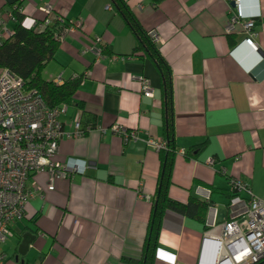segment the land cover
<instances>
[{"label":"crops","instance_id":"crops-1","mask_svg":"<svg viewBox=\"0 0 264 264\" xmlns=\"http://www.w3.org/2000/svg\"><path fill=\"white\" fill-rule=\"evenodd\" d=\"M15 1L0 0V15H9ZM22 1L27 27L38 25L47 5L73 24L42 76L82 77L73 97L81 105L67 106L60 117L67 134L57 158L87 167L56 180L52 191L46 190L45 173L35 175L25 222L14 223L0 244L3 263L135 264L160 169L158 150L147 143L148 138L163 141L158 73L146 57L128 55L136 52L137 39L109 0ZM127 2L141 26L156 37L172 70L178 152L169 197L185 202L189 194L205 199L208 193L210 228L230 218V178L242 180L252 196L264 199V0H240L241 16L233 0ZM248 21L251 28L245 26ZM12 26L9 18L0 24V39ZM249 36L257 50L245 42ZM101 45L110 54L104 49L98 55ZM139 76L150 81L151 95L143 91ZM87 115L95 117V127L81 136L70 134L75 120L83 126ZM114 125L135 132L136 138L121 137ZM202 142L198 153L194 148ZM188 149L198 156L185 158ZM27 232L34 237L20 254ZM205 232L197 222L165 212L154 264H199Z\"/></svg>","mask_w":264,"mask_h":264},{"label":"built area","instance_id":"built-area-1","mask_svg":"<svg viewBox=\"0 0 264 264\" xmlns=\"http://www.w3.org/2000/svg\"><path fill=\"white\" fill-rule=\"evenodd\" d=\"M233 1L241 16L240 0ZM42 9L48 12L53 8L47 5ZM7 18L10 15L6 14L5 18L0 15V24ZM234 22L235 17L231 24ZM245 26L251 28L252 22H246ZM245 42L257 50L250 36ZM138 79L143 91L151 95L148 78ZM53 81L62 83V76H56ZM66 110L67 105L49 107L35 90L24 89L19 77L0 68V244L12 234L14 223L25 222L36 174L47 175L46 190L52 191L56 180L86 170L87 165L57 158L59 143L67 134L60 120ZM80 123L75 120L70 134L84 135ZM112 129L123 138H136L135 132L121 126L114 125ZM147 143L156 149L163 145L150 138ZM206 163L210 165L213 160L209 158ZM31 179L34 181L30 185ZM229 182V189L237 192L228 201L230 218L212 222L203 234L200 262L205 258L208 264H253L264 257V199L252 196L249 187L238 178H230ZM242 194L247 195L242 197ZM208 198L207 193L205 199ZM3 258L0 254V264H4Z\"/></svg>","mask_w":264,"mask_h":264},{"label":"trees","instance_id":"trees-1","mask_svg":"<svg viewBox=\"0 0 264 264\" xmlns=\"http://www.w3.org/2000/svg\"><path fill=\"white\" fill-rule=\"evenodd\" d=\"M161 0H151L157 5ZM112 5L124 18L132 34L137 39L134 47L136 52L129 53L133 56L136 53L146 57L155 67L162 91L164 127L163 145L158 150L160 169L156 183L155 193L151 199V211L147 223V232L144 238L142 254L135 264H154L158 249L159 233L162 227V219L167 211L174 212L186 219L193 220L200 224L203 230H208L206 224V212L211 206V198L203 199L195 195L188 196L185 202H180L169 197V188L172 184V170L178 148L175 142L173 125V88L172 70L159 50V44L150 31L145 30L137 17L132 12L127 0H109ZM10 20L13 23L9 35L0 39V68H4L11 74L22 80L23 88L35 90L49 107L61 105H81L74 101V92L82 81V77H75L63 80L57 84L52 80L43 78L42 70L51 59L59 46L63 34L73 24L69 23L64 15L58 10L43 12L44 16L38 19V25L27 27L24 25L25 14L23 12V1L17 0L9 5ZM109 53L107 46L101 45ZM110 54V53H109ZM82 131L94 128L95 117L87 115L83 119ZM205 142L194 149L202 152ZM198 153L188 149L184 156L187 159L195 158ZM211 193L216 191L209 187ZM229 198L237 192L227 189ZM242 197H246L244 194ZM228 207V202H227ZM253 264H264V257Z\"/></svg>","mask_w":264,"mask_h":264},{"label":"water","instance_id":"water-1","mask_svg":"<svg viewBox=\"0 0 264 264\" xmlns=\"http://www.w3.org/2000/svg\"><path fill=\"white\" fill-rule=\"evenodd\" d=\"M33 235L29 232L22 235V239L19 243L18 251L20 254H24L27 251V248L31 241L33 240Z\"/></svg>","mask_w":264,"mask_h":264},{"label":"clouds","instance_id":"clouds-1","mask_svg":"<svg viewBox=\"0 0 264 264\" xmlns=\"http://www.w3.org/2000/svg\"><path fill=\"white\" fill-rule=\"evenodd\" d=\"M107 7H109V6H107ZM101 51V50H100ZM162 142V141H161ZM163 143V142H162ZM157 150H159V149H157ZM211 228V227H210ZM209 228V229H210ZM208 229V230H209ZM208 230H206V231H208ZM203 237V236H202ZM201 248H202V241H201ZM200 254H201V249H200ZM200 259H201V257L199 256V264H201V262H200ZM204 264H208L206 261H204Z\"/></svg>","mask_w":264,"mask_h":264},{"label":"rangeland","instance_id":"rangeland-1","mask_svg":"<svg viewBox=\"0 0 264 264\" xmlns=\"http://www.w3.org/2000/svg\"><path fill=\"white\" fill-rule=\"evenodd\" d=\"M68 111H69V112H73V108L69 107V108H68Z\"/></svg>","mask_w":264,"mask_h":264},{"label":"bare ground","instance_id":"bare-ground-1","mask_svg":"<svg viewBox=\"0 0 264 264\" xmlns=\"http://www.w3.org/2000/svg\"><path fill=\"white\" fill-rule=\"evenodd\" d=\"M204 260H206V259H205V258H203V260H202L201 264H204Z\"/></svg>","mask_w":264,"mask_h":264}]
</instances>
